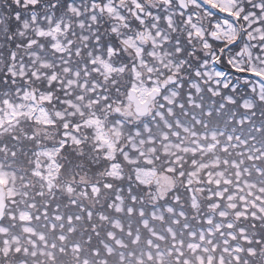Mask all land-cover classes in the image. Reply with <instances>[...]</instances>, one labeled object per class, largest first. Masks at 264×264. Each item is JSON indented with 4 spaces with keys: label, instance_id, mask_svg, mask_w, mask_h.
<instances>
[{
    "label": "snow or ice",
    "instance_id": "obj_1",
    "mask_svg": "<svg viewBox=\"0 0 264 264\" xmlns=\"http://www.w3.org/2000/svg\"><path fill=\"white\" fill-rule=\"evenodd\" d=\"M0 264H264V0H0Z\"/></svg>",
    "mask_w": 264,
    "mask_h": 264
}]
</instances>
